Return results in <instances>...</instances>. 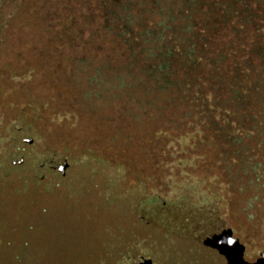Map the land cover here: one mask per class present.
<instances>
[{
  "label": "trees",
  "instance_id": "trees-1",
  "mask_svg": "<svg viewBox=\"0 0 264 264\" xmlns=\"http://www.w3.org/2000/svg\"><path fill=\"white\" fill-rule=\"evenodd\" d=\"M7 1L10 15L20 0ZM95 1L97 32L107 37L116 65L111 79L104 76L96 86L87 80L89 88L80 97L92 95L104 105L111 93L116 111L112 125L121 127L119 112H127L121 135L132 134L129 127L137 115L140 127H156L146 138L136 135L130 158L147 157L143 177L127 181L131 192L126 196H104L96 175L91 181L95 190L75 199H68L58 184L38 190L29 201L22 193L1 194L19 205L12 217L0 220V264H55L64 259L68 248L62 233L45 228L39 216L29 221L21 216L30 208L43 213L40 198L56 202L65 214L81 216L86 225L94 212L101 214V222L83 234L88 238L83 251L80 240L77 243L81 264H138L141 258L148 264H264V223L259 241H254L262 244L260 250L254 249L259 252L247 260L245 247L228 224L235 211L228 207L225 221H218L215 211L205 204L194 206L188 196L192 181L213 178L216 185L224 182L227 193L235 188L238 194H248L241 198L256 201L257 212L262 209L264 0ZM120 144L126 145L125 139ZM66 149L97 161L113 158V166H122L124 179L128 177L125 152L109 155L108 148L99 153L94 145L87 148L90 155L80 154L75 146ZM170 188H176L190 208L180 211L183 218L168 221L153 205ZM0 211L4 213V207ZM67 264L77 263L70 257Z\"/></svg>",
  "mask_w": 264,
  "mask_h": 264
},
{
  "label": "rangeland",
  "instance_id": "rangeland-1",
  "mask_svg": "<svg viewBox=\"0 0 264 264\" xmlns=\"http://www.w3.org/2000/svg\"><path fill=\"white\" fill-rule=\"evenodd\" d=\"M7 2L0 1V21L4 20L0 31V195L10 190L14 194L22 193L23 200L29 201L38 190H50L52 185L58 184L65 189L68 199H75L81 192L95 190L91 182L95 175L99 177L98 184L101 183L104 196L110 193L108 195L112 197L113 192L128 195L131 190L127 181L143 177L147 160L141 154L137 160L130 159L134 154L136 135L146 138L156 127H140L141 118L137 115L133 118V127H129L132 134L121 135V130L126 128L123 126L127 112H119L123 118L121 127L112 125L116 111L110 104L115 101L111 93L109 103L104 105L91 99L92 95L86 99L80 97L89 88L87 80L96 86L104 76L111 79L116 65L114 54L106 44L107 37L97 32L96 1L20 0L10 15L6 13ZM47 36L49 39L45 41ZM43 41L45 44H40ZM64 42L68 43L64 45ZM55 43L62 46L55 48ZM21 105L24 109L19 111ZM124 139L126 145L120 144ZM93 145L99 153H107L108 148L112 150L109 155L126 153L123 158L128 165L126 180L122 166H113L115 159L97 161L91 156L79 157V153L66 149L75 146L77 150L81 149L80 154L90 155L91 150L87 148ZM51 146L62 150L54 153L48 150ZM180 178L182 181L183 174ZM209 183H212L211 187L207 186ZM191 186L188 195L191 203L194 206L205 204V209L215 211L218 221L225 219L228 207L235 211L236 215L229 217L228 224L245 247L246 259L254 258L259 252L254 249L262 245L254 241L258 242L261 237L264 202L261 211L257 212L256 201L241 198L248 194H238L235 188L227 193L224 182L216 185L213 178L192 181ZM176 188L165 189L164 198L153 205L160 218L181 219L180 211L184 207L190 208L185 200L178 198ZM38 202L43 213L30 208L21 216L26 221L39 216L46 224L45 228L62 233L67 242L68 259L64 254V259L55 264H67L70 257L81 264L82 252L79 253L77 243L80 240L83 251L88 239L83 234L101 222V214L94 212L92 223L86 225L83 219L79 221L81 216L65 214L49 198H40ZM18 205L0 197V209L4 207L3 215L0 211V220L4 221L7 215L12 217ZM138 264L148 262L141 258Z\"/></svg>",
  "mask_w": 264,
  "mask_h": 264
}]
</instances>
